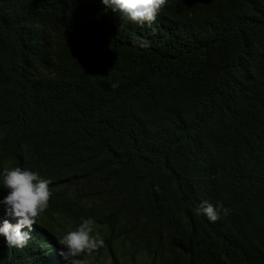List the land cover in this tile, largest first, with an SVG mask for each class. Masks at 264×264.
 <instances>
[{"label":"trees","instance_id":"obj_1","mask_svg":"<svg viewBox=\"0 0 264 264\" xmlns=\"http://www.w3.org/2000/svg\"><path fill=\"white\" fill-rule=\"evenodd\" d=\"M11 167L51 195L25 248L0 237V264H65L56 240L89 216L103 246L85 264H264V0H167L151 24L0 0Z\"/></svg>","mask_w":264,"mask_h":264},{"label":"clouds","instance_id":"obj_2","mask_svg":"<svg viewBox=\"0 0 264 264\" xmlns=\"http://www.w3.org/2000/svg\"><path fill=\"white\" fill-rule=\"evenodd\" d=\"M100 3L120 18L137 24H151L166 5L167 0H100ZM0 187L6 194L0 197V206L5 217L0 221V237L9 249H23L32 238L33 225L48 207L50 198L49 180L36 171L11 167L0 169ZM226 211V209H225ZM197 212L209 221L217 219L213 205L202 201ZM10 220L12 222H10ZM96 221L82 218L72 230L65 231L56 240L60 246L57 254L65 264H85L81 254L91 253L103 246V240L95 232Z\"/></svg>","mask_w":264,"mask_h":264}]
</instances>
